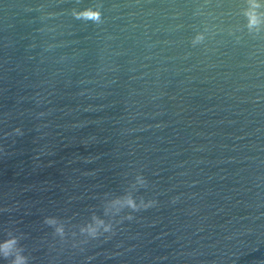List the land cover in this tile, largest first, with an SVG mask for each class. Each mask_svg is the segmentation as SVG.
<instances>
[{
    "label": "water",
    "instance_id": "1",
    "mask_svg": "<svg viewBox=\"0 0 264 264\" xmlns=\"http://www.w3.org/2000/svg\"><path fill=\"white\" fill-rule=\"evenodd\" d=\"M125 193L155 204L105 216ZM8 231L29 264H264V0H0Z\"/></svg>",
    "mask_w": 264,
    "mask_h": 264
},
{
    "label": "clouds",
    "instance_id": "2",
    "mask_svg": "<svg viewBox=\"0 0 264 264\" xmlns=\"http://www.w3.org/2000/svg\"><path fill=\"white\" fill-rule=\"evenodd\" d=\"M95 17L93 22L100 21V13L94 11ZM255 23V22H253ZM16 134L19 135V129L16 130ZM136 183L140 186H146L145 179L138 175L136 177ZM155 201H149L145 203L142 201L137 204L133 197L127 193L123 196L113 197L110 201L106 202L105 206L102 208V212L105 216H119L122 212L127 209L129 213H134L143 209L154 206ZM133 217L131 215L124 216V219L131 220ZM45 223L48 226L54 228L55 234L63 240L64 229L63 226H57V221L55 218H47ZM79 233L88 239H96L98 236L113 232V224H107L104 219L93 215L88 222L83 224ZM21 237L14 235L13 232L8 231L4 238L0 239V259L8 261V264H29V257L24 254V249L20 245ZM87 239L82 240L81 243H86ZM75 246V245H73Z\"/></svg>",
    "mask_w": 264,
    "mask_h": 264
}]
</instances>
